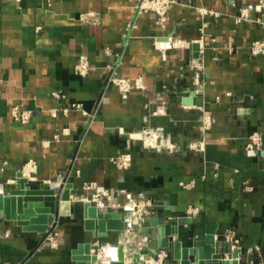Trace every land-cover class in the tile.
<instances>
[{"label": "crops", "instance_id": "obj_1", "mask_svg": "<svg viewBox=\"0 0 264 264\" xmlns=\"http://www.w3.org/2000/svg\"><path fill=\"white\" fill-rule=\"evenodd\" d=\"M140 1L0 0V192L19 170L77 189L56 217V246L44 240L53 226L25 231L0 210V264L71 263L94 241L87 200L127 221L138 208L103 238L106 262L120 243L153 246L137 219L154 214L191 215L179 228L196 237L209 222L231 230L240 261L264 264V51L252 48L264 0H175L162 21ZM112 73L138 85L123 95ZM186 92L203 105L183 103Z\"/></svg>", "mask_w": 264, "mask_h": 264}, {"label": "water", "instance_id": "obj_2", "mask_svg": "<svg viewBox=\"0 0 264 264\" xmlns=\"http://www.w3.org/2000/svg\"><path fill=\"white\" fill-rule=\"evenodd\" d=\"M192 49L193 57L199 58V43L193 42ZM200 94L184 93L183 103L202 106ZM76 193L77 189L70 182L57 185L29 181L19 170L15 184L0 192V210L5 219L20 225L23 230L46 233L56 224L57 215L69 213L71 195ZM83 214L85 228L91 231L94 241L78 243L70 252L69 264H244L239 259L241 249L238 244L217 231L215 223H206L202 236L196 237L194 230L184 234L179 228L182 224L191 223V215L158 218L154 214L137 219L141 224V236H150L154 245L150 247L146 243L142 248L127 253L124 244L120 243L113 257L106 262L103 257L111 252L104 253L109 248L103 238L109 233L125 230L130 221L122 212L101 210L90 200L83 202Z\"/></svg>", "mask_w": 264, "mask_h": 264}, {"label": "built area", "instance_id": "obj_3", "mask_svg": "<svg viewBox=\"0 0 264 264\" xmlns=\"http://www.w3.org/2000/svg\"><path fill=\"white\" fill-rule=\"evenodd\" d=\"M175 0H142L140 4V9L141 10H146V9H151L155 8L156 12L160 15L159 20L162 21L165 19V11L167 7L171 5ZM252 48L254 51H264V40H257L252 42ZM195 64V63H194ZM197 65V64H196ZM84 67L83 65H80V71H82ZM110 80L115 83V85L118 87L119 91L125 95L132 86L138 85V81L135 84L134 81H132L130 78L127 77H122L118 76L116 74H113L110 76ZM14 116L16 119H20L24 121L25 119L28 118V115L24 111H20L18 107L13 108ZM249 146L252 144H259L260 143V137L259 136H253L250 139ZM130 157L127 154H121L116 157L115 162L120 165V166H127L129 163ZM91 185H87L86 187L89 188ZM100 193L103 195H107V190L105 189H100ZM55 227H52V229L48 232V234L45 236V241L49 242L51 246H56L57 245V240L55 236L57 235V232L55 231ZM233 231L229 230L227 233V236L232 235Z\"/></svg>", "mask_w": 264, "mask_h": 264}, {"label": "rangeland", "instance_id": "obj_4", "mask_svg": "<svg viewBox=\"0 0 264 264\" xmlns=\"http://www.w3.org/2000/svg\"><path fill=\"white\" fill-rule=\"evenodd\" d=\"M141 2H142V0L140 1V4H141ZM150 10H152V11H155L156 12V10H155V8L153 7V8H151ZM133 26V25H132ZM254 42V41H253ZM195 63V64H194ZM194 63H193V66L195 67V69H200L201 68V65H202V63H200L199 61H194ZM197 64V65H196ZM113 70H111V72H112ZM149 141H151L150 139H149ZM117 164V163H116ZM118 165V164H117ZM120 166V165H119ZM121 167H124V166H121ZM106 190V189H105ZM135 209H138V208H133V209H131L132 210V212H133V215H135ZM133 215H130V217L132 216V218H130V222H131V220L133 219ZM135 216H138V215H135ZM55 225H53V227H54ZM55 231L57 232V230H56V228H55ZM44 240H45V237H44Z\"/></svg>", "mask_w": 264, "mask_h": 264}, {"label": "bare ground", "instance_id": "obj_5", "mask_svg": "<svg viewBox=\"0 0 264 264\" xmlns=\"http://www.w3.org/2000/svg\"><path fill=\"white\" fill-rule=\"evenodd\" d=\"M172 44H174V45H178L179 43H177V42H174V43H172ZM108 253V249H106L105 251H104V253Z\"/></svg>", "mask_w": 264, "mask_h": 264}]
</instances>
